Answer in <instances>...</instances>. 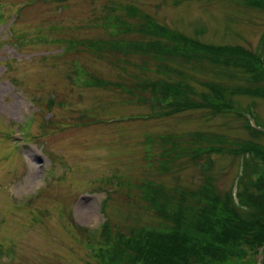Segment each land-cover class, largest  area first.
I'll return each instance as SVG.
<instances>
[{
    "label": "rangeland",
    "instance_id": "1",
    "mask_svg": "<svg viewBox=\"0 0 264 264\" xmlns=\"http://www.w3.org/2000/svg\"><path fill=\"white\" fill-rule=\"evenodd\" d=\"M260 1L0 0V264H104L97 256L102 238L93 232L107 217L116 234L162 225L144 199L149 183L169 193L177 187L197 190L210 180L217 194H235L240 155L213 153L209 168L200 166L207 156L198 164L178 160L165 172L162 136L188 138L195 132L218 146H224L221 139L255 140L264 148V136L254 137L247 126L264 130V95L235 94L237 108L223 107L217 114L202 107L131 118L153 108L115 91L112 82L127 83L138 69L126 65L129 57L97 51L88 42L105 46L116 32L109 19L124 16V5L135 4L157 23L217 50L243 49L245 63L257 74L264 71V9L252 4ZM77 40L81 46L71 48ZM130 57L147 65L146 56ZM193 65L184 69L197 91L207 90L209 82L253 86L248 73ZM149 66L142 78L153 75L152 61ZM91 74L111 84H89ZM148 136L153 143H147ZM252 155L263 164L261 156ZM261 164L257 173L263 175ZM91 215L98 217L95 223ZM252 245L259 250V244ZM254 250L238 262L253 264ZM261 260L259 255L257 264Z\"/></svg>",
    "mask_w": 264,
    "mask_h": 264
},
{
    "label": "trees",
    "instance_id": "2",
    "mask_svg": "<svg viewBox=\"0 0 264 264\" xmlns=\"http://www.w3.org/2000/svg\"><path fill=\"white\" fill-rule=\"evenodd\" d=\"M260 2L252 5L264 9V0ZM137 7L126 4L123 7L124 16L120 14L109 19L113 21L109 29L114 28L116 32H111V39L104 43L105 46L88 42L97 51H114L117 55L129 57L126 65L138 69L127 83L112 82L115 91L153 108L147 115L138 114L131 118L170 116L185 109L202 107L217 114L223 107L237 108L232 99L235 94L264 95V86L257 85L264 82V77L257 75L264 71L256 74V70L245 63L246 57L241 55L243 49L227 46L217 50V47L203 43L196 37L157 23ZM77 41L70 43V47L81 46V41ZM132 54L146 56L147 65L135 64L130 57ZM149 61L154 64V68L151 67L154 73L142 78L145 68L150 69ZM205 63L230 70L234 75L237 70L248 73L253 86L226 87L209 82L206 84L207 90L197 91L184 66L197 64L193 66L198 68ZM126 65L123 68H127ZM86 82L104 87L111 84L92 74ZM248 110L246 114L251 112L250 106ZM247 126L254 137L264 136V130L254 128L250 123ZM162 137L160 169L165 172L172 170L178 160L188 158L198 164L207 156L200 166L209 168V156L213 153L232 150L240 155L241 171L237 176L235 194H217L212 191L210 180L197 190L177 187L169 193L149 183L143 190L144 199L161 216L162 225L157 228H132L130 235L123 232L116 234L107 217L104 224L93 232L102 238L97 256L103 259L104 264H241L238 260L244 259L250 249L253 251L252 244L257 243L262 250H254L253 264H257L259 255L261 264H264V174L257 173L261 163L252 158V154L259 155L264 164V148L257 146L255 140H237L230 144L221 139L224 146H218L212 144L205 134L196 135L195 132L188 138L175 135ZM150 140L148 136L147 143H153ZM207 141L209 143L205 147L202 143ZM179 167L181 170L182 164ZM106 198L102 202L104 208Z\"/></svg>",
    "mask_w": 264,
    "mask_h": 264
},
{
    "label": "clouds",
    "instance_id": "3",
    "mask_svg": "<svg viewBox=\"0 0 264 264\" xmlns=\"http://www.w3.org/2000/svg\"><path fill=\"white\" fill-rule=\"evenodd\" d=\"M38 170V169H37ZM25 182H27V181H25ZM37 188L39 187V182H37L36 183V185H35ZM9 191H16V189H9ZM81 211L84 213V214H86V215H88V214H90V210L89 209H81ZM98 219V217H96L95 215H91V222L92 223H95V221Z\"/></svg>",
    "mask_w": 264,
    "mask_h": 264
}]
</instances>
